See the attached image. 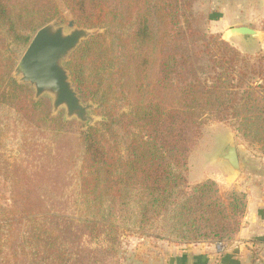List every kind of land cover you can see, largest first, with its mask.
Segmentation results:
<instances>
[{"label":"trees","instance_id":"trees-1","mask_svg":"<svg viewBox=\"0 0 264 264\" xmlns=\"http://www.w3.org/2000/svg\"><path fill=\"white\" fill-rule=\"evenodd\" d=\"M59 1L76 25L104 28L79 44L66 68L82 101L97 104L106 119L77 130L70 206L81 205L80 216L62 200L59 167L26 174L44 172L46 191L56 195L39 198L28 185L24 196L14 186L15 209L1 210L0 264H108L121 230L184 242L232 239L246 194L233 190L220 201L214 181L189 183L187 163L206 119L241 114L244 88L252 77L264 80V56L251 59L200 27L196 0ZM64 19L57 0H0V106L13 109L23 146L34 120L57 117L47 98L34 101L26 84L11 80L16 61L8 46H27L37 29Z\"/></svg>","mask_w":264,"mask_h":264},{"label":"rangeland","instance_id":"rangeland-1","mask_svg":"<svg viewBox=\"0 0 264 264\" xmlns=\"http://www.w3.org/2000/svg\"><path fill=\"white\" fill-rule=\"evenodd\" d=\"M57 1L63 9L65 18L64 21H61V24L65 25L66 29H68L67 20L72 17L63 8L61 2ZM214 6L213 0H196L193 5L195 12L203 14L200 27L212 33L214 32L211 31L209 17L215 11ZM96 29L100 30V32L104 31V28ZM262 29L264 30V24L262 25ZM246 39L247 41H243L248 42L246 44L237 42L236 44H230L236 47L242 54L250 56L251 59L264 56V33H262V40L260 41L249 37H246ZM25 48L26 46L16 45L12 41L9 43L8 50H10L16 64ZM16 64L10 72L11 80L24 84L18 82L17 77H15ZM251 81H253L252 84L249 83L244 88L247 89V94L245 93V105L241 114L226 121L206 119L202 126V138L192 150L187 163L186 176L189 183L194 184L204 180L214 181L216 183L214 195L222 202L229 200L230 193L233 190L246 194L244 188H239L240 184H243L240 181L241 170L238 174H235L221 161L222 149L227 144H233L236 147L239 165L242 162L244 166H249V163L254 162L255 164H260L261 168L264 159V113L261 111L264 104V88L260 87L264 85V80L259 77H252L249 82ZM26 85L32 90L34 95L33 88L28 84ZM42 97L47 98L50 102V116L57 118L46 124L40 123L37 119L34 120L31 127V135L33 137L30 139L27 133L24 146L19 141L21 125L15 123L13 109L8 105L0 106V216H3L1 212L3 207L12 206L15 209L16 206L14 205L13 198L14 194L16 195L14 187L16 184L19 189L20 187L24 189V196L28 193L26 192L28 185H36L34 192L39 198L43 197L45 199L44 195L49 198L55 197L56 194L46 191L47 179L41 177L44 172H39L40 177L38 179L26 177V174H30L31 172L38 173L44 166L48 167L45 171L54 170V168L59 167L55 169V172L60 184H66L62 196H64L66 191L67 196L63 197L62 200L68 201L66 207H69L71 215L75 218L79 217L83 209L79 204L76 207L74 205L71 209L70 202L75 200V195L73 194L71 197L70 195L71 190L72 192L74 190V168L78 166L77 156L79 154V147L77 130H85L90 125L88 122H82L76 118H65L63 107L53 112L50 96L45 94L40 98ZM32 99L34 100L33 96ZM90 102L93 104V108L89 110V114L95 117L92 123L99 122L101 118L105 120L106 118L96 111L97 104L92 101ZM59 117L62 119V122L58 120ZM34 122H36V125H34ZM56 132L61 135H63L62 133L69 134L67 137L61 138ZM48 154H56V156L50 157ZM63 171L65 172L64 175H66L65 178H62ZM231 176L235 178L233 182H231ZM16 178H18V181H15ZM30 197V199L34 200L31 193ZM19 228L21 230V227ZM154 234H143L137 230H121L117 237L114 254L108 258V264H160L167 259L168 253L175 254L182 249H186L189 246H197L198 244H201V246H204L206 243L221 244L230 240H195L184 242L173 237V235L162 237L156 235L157 233ZM14 237L13 235L12 238ZM4 249L6 250L7 246Z\"/></svg>","mask_w":264,"mask_h":264},{"label":"crops","instance_id":"crops-1","mask_svg":"<svg viewBox=\"0 0 264 264\" xmlns=\"http://www.w3.org/2000/svg\"><path fill=\"white\" fill-rule=\"evenodd\" d=\"M215 11L209 17L211 31L229 43H248L246 36L227 35L231 27L247 26L260 32L264 24V0H213ZM251 162V161H250ZM241 179L246 192V210L236 235L224 243H206L168 253L160 264H264V159L249 166L240 163ZM232 177V178H231ZM231 182L235 180L231 176ZM167 255V254H166Z\"/></svg>","mask_w":264,"mask_h":264},{"label":"water","instance_id":"water-1","mask_svg":"<svg viewBox=\"0 0 264 264\" xmlns=\"http://www.w3.org/2000/svg\"><path fill=\"white\" fill-rule=\"evenodd\" d=\"M67 28L61 21H51L37 29L16 64L15 77L18 82L33 88L34 100L45 94L50 96L53 112L63 107L65 118H76L93 125L95 117L89 114L93 104L90 101L82 102L72 84L66 64L79 44L100 30L78 26L73 18L67 20ZM226 34L254 39L261 35L247 26L231 27ZM221 161L233 173L240 172L239 159L233 144H227L222 149Z\"/></svg>","mask_w":264,"mask_h":264}]
</instances>
